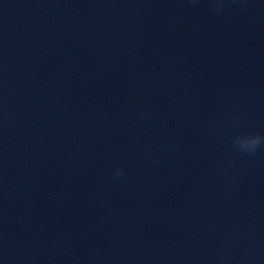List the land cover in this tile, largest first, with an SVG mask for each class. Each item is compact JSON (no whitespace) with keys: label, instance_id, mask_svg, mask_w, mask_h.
Here are the masks:
<instances>
[{"label":"water","instance_id":"1","mask_svg":"<svg viewBox=\"0 0 264 264\" xmlns=\"http://www.w3.org/2000/svg\"><path fill=\"white\" fill-rule=\"evenodd\" d=\"M252 132L264 0H0V264H264Z\"/></svg>","mask_w":264,"mask_h":264},{"label":"clouds","instance_id":"2","mask_svg":"<svg viewBox=\"0 0 264 264\" xmlns=\"http://www.w3.org/2000/svg\"><path fill=\"white\" fill-rule=\"evenodd\" d=\"M211 7L214 11H220L223 8L224 0H210ZM149 118L147 113H141V119ZM233 149L241 154H255L257 150L264 149V133L252 132L247 134H238L232 141ZM160 158L155 159V163L159 164ZM116 178H123L126 175L125 169L121 166L115 170ZM228 194H231L229 188Z\"/></svg>","mask_w":264,"mask_h":264}]
</instances>
